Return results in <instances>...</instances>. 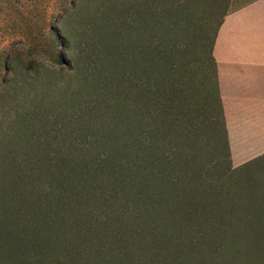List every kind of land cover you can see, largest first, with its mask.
Returning a JSON list of instances; mask_svg holds the SVG:
<instances>
[{"label": "trees", "instance_id": "1", "mask_svg": "<svg viewBox=\"0 0 264 264\" xmlns=\"http://www.w3.org/2000/svg\"><path fill=\"white\" fill-rule=\"evenodd\" d=\"M74 1L77 0H73L70 7H76ZM106 1L100 0L102 6L106 5ZM65 12L69 14L67 10ZM171 15L175 16L173 10ZM111 20L107 21L106 33L102 38L104 41L107 39L109 47L110 60L107 61L110 64L106 71L116 85L112 86L113 89L111 87V91L119 112L118 118L124 117L121 121L123 129L114 130L112 156H99L92 160L62 156L38 159L7 156L8 165L1 166L0 170L10 172L9 180L13 187L10 185L6 190L2 181L6 173L0 171V214L24 219L33 217L31 215L34 213L44 222L57 217L68 206H72L71 215L89 213L87 211L92 209L98 214L103 211L104 205L109 216L107 210L110 209L116 221L115 228L103 215H99L97 220L96 216L91 218L96 223L89 220L90 223L86 221L79 225L77 222L75 227L79 234L76 239H81L79 246L85 249L72 253L70 247L68 250V242L63 245V255H67L68 264H76L81 259L86 264H97L95 257L105 258L108 249L112 248L108 237L122 241L130 219H135L131 229L136 235L121 244L124 250H129L123 254L121 252L123 256L133 251L140 239L144 244L148 241L149 238L142 235L146 224L149 228L153 227V231L160 226H165L169 231L158 238H151L158 242L156 246L151 241L153 248L163 251L167 244L174 246L177 242V245H182L180 249L188 261L190 254L198 263L200 256L209 257L204 263L209 264L212 260L218 261L221 254L236 257L238 254L260 253L264 250V182L259 181L258 174L260 168H264V158H256L239 166L232 164L216 61L212 53L223 16L208 45L214 75L212 95L216 103L207 126L216 134L208 136H214L218 148L222 145L224 156L222 162L217 159L207 162V165L202 164L201 153L197 151L199 139L201 141L199 129L205 123L194 124V121L184 119L179 111L183 79L181 67L175 65L177 52L171 47L168 51L163 46L164 51L160 45L152 49L150 44L138 43L136 30L140 27L131 14L128 20L132 21L133 34L128 31V23L124 29L116 26L115 17ZM149 22L148 26L154 32L159 23H163L155 16L153 22ZM145 26L148 27L146 23ZM62 37V46L66 47L68 38L65 35ZM165 57H168L170 66L166 65ZM10 62V55H7L4 65L11 71ZM55 62L65 63L64 55L60 54ZM105 68L106 65H103L102 69ZM138 70L143 75L139 76ZM204 141L207 142L206 138ZM238 171L240 175L242 172L248 175L246 181L228 183V178ZM189 190L193 191L191 198L184 197ZM130 191L136 193L137 200L126 203V195ZM5 197L11 201L14 198L18 206L15 207L13 202V208H7ZM89 206L94 207L90 210ZM95 226L101 235L92 234L96 232L93 231ZM21 230L17 237H12L18 240L16 247L12 246V241L16 240H10L8 235H0V250L4 252V258L0 261L21 264L27 254L32 255L31 250L39 254L40 250L51 245L50 240L38 241L36 230L31 225ZM191 234L195 236L189 237ZM158 255L161 256L159 259L164 260V253L158 252ZM158 258L151 260L152 264ZM58 263L61 262L58 260Z\"/></svg>", "mask_w": 264, "mask_h": 264}, {"label": "rangeland", "instance_id": "2", "mask_svg": "<svg viewBox=\"0 0 264 264\" xmlns=\"http://www.w3.org/2000/svg\"><path fill=\"white\" fill-rule=\"evenodd\" d=\"M240 1L242 0H107L106 5L102 6L100 0H77L74 1L76 7L73 8L70 7L73 0H0V169L1 166L8 165L7 156L35 159L62 156L90 160L99 156H112L114 130L123 129L121 121L124 117L118 118L119 112L112 98L111 87L116 85L106 71L110 64L107 61L110 60L109 47L107 39L104 41L102 38L103 33H106L107 21L112 22L111 19L115 17L116 26L125 29L127 23L132 25V21L128 20L130 14L138 20L136 24L140 27L136 30L138 43L150 44L152 49L153 46H164L168 51L171 47L178 54L175 65L181 67L183 79L180 114L184 119L194 121V124L205 123L199 129L201 141L199 139L197 146L202 164L223 160L222 145L218 148L213 140L214 136H208L216 135L207 126L216 103L212 95L214 75L208 45L223 14ZM172 10L175 16H170ZM153 15L163 22L159 23L156 32L148 26L149 20V23L153 22ZM133 30L131 26L128 29L132 34ZM63 35L68 38L66 47L62 46ZM60 54L66 60L63 64L55 62ZM7 55L11 58V71L4 65ZM165 62L170 66L168 57H165ZM103 65H106L105 69H102ZM138 75H143L142 71L138 70ZM151 81L153 82L152 79ZM205 138L207 142L204 141ZM0 171L6 173V178L2 181L8 190L10 185L13 187L9 180L10 172ZM258 175L259 181L264 182L263 167ZM245 177L248 175L243 172L240 175L238 171L227 182H245ZM192 192L189 190L184 197L191 198ZM135 194L130 191L126 195V203L137 200ZM13 200L15 201L14 198ZM13 200L5 197V206L13 208ZM14 204L15 207L18 206L17 202ZM89 207L91 210L94 206ZM71 208L72 206H68L62 209L65 211L44 222L34 213L31 215L33 217L24 219L0 214L3 216L0 217V235H8L10 240H16L12 241V246L16 247L18 240L12 239L13 235L17 237L21 228L31 225L36 230L37 240H50L51 245L40 250L39 254L31 250L32 255L27 254L21 264L37 261V264H68L67 255H63V245L68 242V250L70 247L72 253L85 249L79 246L81 239H76L79 234L75 227L77 222L79 225L86 221L90 223L91 218L96 216L97 220L99 215H103L109 224L116 227L114 215L108 209L107 216L104 205L103 211L100 209L98 214L92 209L87 211L89 213L71 215ZM134 222L135 219L129 220L122 241L108 237L112 248L108 249L105 258L95 257L97 264H152L151 260L161 258L162 254L160 256L158 252L164 253V260L158 258L154 264H204L208 261L209 257L200 256L198 263L193 254H190L188 261L180 249L182 245H177V242L174 246L167 244L163 251L153 248L152 242L156 246L158 242L151 238H158L163 232L169 231L165 226L153 231V227H147L148 224L143 227L142 233L149 238L148 241L144 244L140 239L133 251L127 256L121 255V252L123 254L129 251L124 250V245L121 244L136 235L131 229ZM152 225L158 227L157 224ZM96 229L95 226L93 231ZM97 233L101 235L97 230L92 232L94 235ZM193 236L195 235L191 234L189 237ZM219 257L218 261L212 260L209 264H264V250L258 254H238L236 257L221 254ZM3 258L4 252L0 250V259ZM90 259L92 262L93 257ZM84 263L81 259L76 264ZM0 264L7 263L0 261Z\"/></svg>", "mask_w": 264, "mask_h": 264}, {"label": "crops", "instance_id": "3", "mask_svg": "<svg viewBox=\"0 0 264 264\" xmlns=\"http://www.w3.org/2000/svg\"><path fill=\"white\" fill-rule=\"evenodd\" d=\"M212 53L232 164L264 158V0L224 13Z\"/></svg>", "mask_w": 264, "mask_h": 264}]
</instances>
